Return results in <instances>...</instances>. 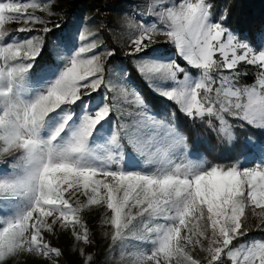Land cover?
Listing matches in <instances>:
<instances>
[{
  "label": "snow or ice",
  "instance_id": "6c2138e0",
  "mask_svg": "<svg viewBox=\"0 0 264 264\" xmlns=\"http://www.w3.org/2000/svg\"><path fill=\"white\" fill-rule=\"evenodd\" d=\"M155 5L152 26L130 22L136 29L130 55L137 57L135 68L149 88L176 106L171 119L154 114L146 97L125 83L127 73L121 78L122 94H107L111 86L105 72L116 51L102 45L98 33L84 29L78 36H56L59 24L49 26L28 11L39 8L51 16L50 7L0 0V157L5 165L24 161L21 172L0 178V212L6 217L0 219V264L23 252L46 260L61 257L47 239L57 227L91 244L81 222V210L91 205L110 210L106 223L113 229V245L142 226L135 239L150 249L136 264H200L189 251L197 246L208 264H225L226 258L240 264L241 256L243 264H264V242L244 241L249 210L264 217V137L256 134L264 132V40L251 37L254 47L237 37L225 23L227 13L215 15L213 0H155ZM14 21L25 27L9 33L5 26ZM29 24L43 27L37 31ZM156 35L167 38L183 64L138 58L155 45ZM42 52L47 55L43 66L37 59ZM246 67L259 72L258 84L240 86ZM190 70L199 77L193 79ZM102 87L104 103L95 111L85 105L72 128L74 113L68 109ZM58 112L62 121L44 136ZM112 115L116 125L110 144L130 146L152 170L125 171L112 154L101 166L85 159L93 132ZM185 124L191 133L199 125L209 139L230 149L227 162L176 164L177 158L195 155L190 149L197 144ZM70 128L64 146H58ZM249 161L255 162L248 166ZM258 230L264 231V221ZM78 253L83 264H92L85 249Z\"/></svg>",
  "mask_w": 264,
  "mask_h": 264
},
{
  "label": "trees",
  "instance_id": "16d2710c",
  "mask_svg": "<svg viewBox=\"0 0 264 264\" xmlns=\"http://www.w3.org/2000/svg\"><path fill=\"white\" fill-rule=\"evenodd\" d=\"M53 1L54 0H50L49 3V0H21V2H35L41 4L43 7L51 8L53 13L51 16H49L46 11H42L39 8L33 9L39 12V14L33 15H40V18L47 21L49 26L59 24V27L53 29V33H55L56 36L68 32H71L74 36H78L80 30L84 29L98 33L100 43L106 48L116 51V55L112 57L107 64V71L105 72V80L111 86V91L107 92V94H122L123 88L121 87V78L124 76V73H127L128 75L125 83L131 85L146 97L154 114L161 119L172 118L173 110L176 108L174 103L167 101L164 97L157 95L149 88L148 82L145 81L135 68L137 57L130 55L131 52H127L126 50L127 41L132 38V36L122 38L118 41L117 38H119V36L114 37L113 40V36L110 35L108 26L113 17L112 13H119L118 11L122 8V2H127L126 0H67V3L70 5L72 4L70 8L61 6L56 8V10L53 8ZM213 3L215 5L214 12L216 16H219L220 13H227L228 20L225 23L237 37L246 40L250 44H253L251 37H255L257 43L264 40V0H213ZM20 27H25V25H21ZM27 27H35L37 31H39L42 29L43 25L37 27L29 24ZM12 33H14V31ZM36 34L37 33L34 32L24 34L17 33L16 35L28 36ZM49 35L53 36L52 33ZM53 39H55L54 36ZM253 46L255 47V44H253ZM48 47H51V41H49ZM97 51H103V49L98 48ZM48 55H50V52ZM138 58L150 62L161 63H167L176 59L178 63L183 64V61L175 54L172 45L167 44V42L156 43L152 48L140 54ZM37 59L38 63L43 66L47 59V55L42 52L41 57ZM102 60H107V57L103 56ZM241 71H247L248 75L241 77L240 86H254V82L259 77V72L256 71L254 67H246L241 69ZM189 74L193 79L199 77V73L196 72V70H190ZM105 91L106 90L102 87L98 92H93L90 97H84L82 101H78L68 109L69 112L74 113L73 121L70 122L72 128H75L79 123V117L86 110L84 107L85 105H87L88 111H95L104 103ZM177 115L179 116V113H177ZM62 119L63 113L58 112L52 114V119L48 122L43 135L48 136L51 130H53ZM181 122L183 123L182 120ZM115 125L116 117L112 115L97 126L89 139V152L85 159L97 166H101L108 163L107 156L112 154L114 162L121 163L125 171L132 172L141 169L144 171L152 170L154 166L145 164V161L137 158L130 146L122 145L121 148H116L110 144ZM185 127L189 128L192 141L197 144L193 149H190V153L193 152L195 155L190 154L192 157L190 159H185L184 157L177 158L176 161L204 167L227 162L226 153L229 152L230 149L218 143L214 138L209 139L207 131L199 127V125H197L196 130L192 133L190 126L185 124ZM72 128L67 129L65 133L62 134L61 139L57 141L58 146H64ZM256 134L260 137H264V132H258ZM246 135V133H241V137ZM121 152L124 157L122 161L119 160ZM252 162L254 161H249V164ZM8 171L7 165L3 166L0 164V178H7L6 174ZM21 171L22 170L19 172ZM249 235H251V239H254V242L264 240V231H259L257 228L249 233ZM64 264H68L66 258H64Z\"/></svg>",
  "mask_w": 264,
  "mask_h": 264
},
{
  "label": "rangeland",
  "instance_id": "374dc122",
  "mask_svg": "<svg viewBox=\"0 0 264 264\" xmlns=\"http://www.w3.org/2000/svg\"><path fill=\"white\" fill-rule=\"evenodd\" d=\"M126 1L127 2H122V8L118 11L119 13H112L113 17L109 22L110 25L108 26V29L110 35L113 36V40L114 37L119 36L117 40L120 41L122 38L132 36L135 33L136 29L130 27V22L132 24H138L142 21L146 26L150 27L157 20V17L152 14L155 0ZM61 6L70 8L72 4L70 5L69 3H67V0L53 1V8L55 10L56 8H59ZM155 6L158 7V5ZM28 11L32 14H39L38 11L33 9H29ZM38 17H40V15ZM21 25L24 24L19 21H14L9 23L5 27L9 33H12ZM35 26L40 27L42 25ZM153 39L155 41V44L167 42V38L163 35H156L153 37ZM130 40L131 38L127 41V52H132V48L134 47L133 45H131ZM173 49L176 54V49L174 47ZM258 79L255 81L257 84ZM134 154L137 158L144 161V159L137 153L134 152ZM184 158L190 159L192 157L188 155ZM3 160L4 157H0V164L4 166L5 164L3 163ZM252 163H250L248 166H251ZM176 164L183 167L188 163L179 162ZM23 166V160L15 161L12 165H7L9 174L7 173L6 176L16 175L20 170L23 169ZM79 201L80 203H86V197L80 196ZM73 206H76L75 199L73 200ZM136 211V209L132 210L133 215H135ZM110 215V210H108L104 205L88 206L87 208L81 210V222L83 224H86L89 230V236L92 240L91 244L85 245L81 241H76L72 236L71 229L64 230L57 227L54 233L47 234V239L53 247H57L62 251L61 257L57 258L53 256L51 260H46L38 254L23 252L18 256L12 258L10 264H64V258L68 260V264H83V257H81L78 253V249L80 248L85 249L86 255L92 256V264H136L137 259L142 255L147 254L150 249V245H144L135 239L137 235L142 234V226L141 228L136 229L135 232L129 234V237L123 243L118 242L117 244L113 245L111 241V233L113 232V229L111 228L109 223H106V221L109 220ZM3 218L6 217L2 212H0V219ZM262 221H264V217L255 215L251 212V210H249V218L247 221L248 235L244 238V241L248 243L254 242V239H251V235H249V233H251L256 228L258 229ZM134 223H138V221H134ZM76 231L82 232V229L78 227ZM255 242H264V240ZM206 246L207 242L205 241V247ZM189 251L195 259L200 261V264H208L206 253L202 252L199 246H197L195 249L189 247ZM239 259L240 264H243L242 256ZM173 264H176L175 260L173 261ZM225 264H236V262L233 261L232 258H226Z\"/></svg>",
  "mask_w": 264,
  "mask_h": 264
}]
</instances>
